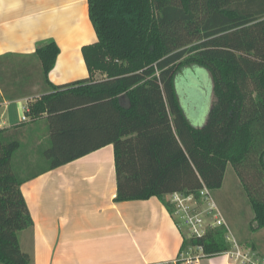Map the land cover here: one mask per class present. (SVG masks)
<instances>
[{
	"label": "trees",
	"instance_id": "1",
	"mask_svg": "<svg viewBox=\"0 0 264 264\" xmlns=\"http://www.w3.org/2000/svg\"><path fill=\"white\" fill-rule=\"evenodd\" d=\"M88 9L98 36L83 46L90 77L53 85L28 113L46 114V170L113 144L115 200L157 196L174 213L172 193L200 201L205 187H222L231 164L264 227V0H88ZM59 53L50 39L32 54L47 81ZM188 66L214 82L203 126L192 124L178 95ZM6 134L0 129V264H32L19 241L34 224L13 164L21 142ZM227 233L225 225L208 228L185 237L183 248L224 253Z\"/></svg>",
	"mask_w": 264,
	"mask_h": 264
},
{
	"label": "crops",
	"instance_id": "2",
	"mask_svg": "<svg viewBox=\"0 0 264 264\" xmlns=\"http://www.w3.org/2000/svg\"><path fill=\"white\" fill-rule=\"evenodd\" d=\"M50 39L60 53L47 81L32 54ZM97 40L88 0H0V129L21 142L13 164L34 221L19 232L22 250L32 264H245L231 249L207 256L200 246L183 248L178 215L157 196L116 201L113 144L46 170V114L28 113L53 85L90 77L83 46Z\"/></svg>",
	"mask_w": 264,
	"mask_h": 264
},
{
	"label": "rangeland",
	"instance_id": "3",
	"mask_svg": "<svg viewBox=\"0 0 264 264\" xmlns=\"http://www.w3.org/2000/svg\"><path fill=\"white\" fill-rule=\"evenodd\" d=\"M198 71L200 70L193 66L183 68L178 74L176 87L189 120L195 126H203L209 120L217 98L212 89L214 82L211 73L207 71L200 74ZM43 165L44 163L40 164V167ZM210 195L227 222V240L231 244V250H240L247 256H239V260L245 264H264V229L255 230L257 222L254 210L245 187L231 164L228 165L222 187L213 190ZM208 201L210 199L204 196L202 201L193 198L190 205L195 209H204ZM178 218L185 234L192 237L184 218L181 215H178ZM212 219L211 215L210 222Z\"/></svg>",
	"mask_w": 264,
	"mask_h": 264
},
{
	"label": "built area",
	"instance_id": "4",
	"mask_svg": "<svg viewBox=\"0 0 264 264\" xmlns=\"http://www.w3.org/2000/svg\"><path fill=\"white\" fill-rule=\"evenodd\" d=\"M23 119H26L24 116ZM202 199H210L207 202V207L204 209H195L190 205L191 199L198 201L194 195H185L182 192H174L170 196V201L174 205L175 214L181 215L186 225L188 226L191 235L194 237H202L206 234L208 228L225 225L228 227L226 220L223 218L221 212L213 202L211 198L210 191L205 187L202 191ZM201 199V201H202ZM189 202V203H188ZM213 216L210 222V217ZM201 247V246H200ZM229 253L234 256V258L239 259V256H244L240 250L230 251ZM237 255V256H236ZM247 258V256H244ZM178 261H173L167 264H177ZM159 264V263H158ZM161 264V263H160ZM251 264H259L256 262H251Z\"/></svg>",
	"mask_w": 264,
	"mask_h": 264
}]
</instances>
